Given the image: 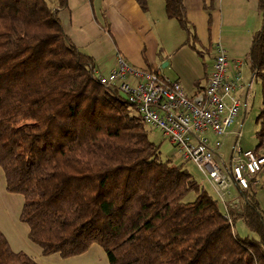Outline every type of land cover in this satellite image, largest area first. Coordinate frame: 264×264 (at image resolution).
Wrapping results in <instances>:
<instances>
[{
    "label": "trees",
    "instance_id": "1",
    "mask_svg": "<svg viewBox=\"0 0 264 264\" xmlns=\"http://www.w3.org/2000/svg\"><path fill=\"white\" fill-rule=\"evenodd\" d=\"M134 1L147 10L148 0ZM163 1L204 58L183 0ZM257 7L247 62L263 117L264 0ZM133 110L116 87L100 83L92 56L71 42L50 1L0 0V168L6 191L23 197L19 220L41 254L66 258L97 243L108 264H264L255 188L241 192L230 223L186 168L161 158ZM256 136L253 150L264 155V126ZM189 191L197 196L185 202ZM236 219L256 237L234 233ZM0 264L40 263L13 250L0 230Z\"/></svg>",
    "mask_w": 264,
    "mask_h": 264
},
{
    "label": "crops",
    "instance_id": "2",
    "mask_svg": "<svg viewBox=\"0 0 264 264\" xmlns=\"http://www.w3.org/2000/svg\"><path fill=\"white\" fill-rule=\"evenodd\" d=\"M50 2L71 42L92 56L96 75L108 76L122 57L134 70L151 66L161 76L179 80L189 95L206 85L217 45L226 49L229 78L237 59H246L249 66L246 56L261 22L257 0H183L200 45L205 53L211 51L207 61L191 50L179 23L166 16L163 0H148L146 11L134 0H66L63 8L57 0ZM236 95L245 103V89Z\"/></svg>",
    "mask_w": 264,
    "mask_h": 264
},
{
    "label": "built area",
    "instance_id": "3",
    "mask_svg": "<svg viewBox=\"0 0 264 264\" xmlns=\"http://www.w3.org/2000/svg\"><path fill=\"white\" fill-rule=\"evenodd\" d=\"M244 59H237L233 78L226 74V49L217 45L206 85L189 95L179 80L160 74L137 71L122 57L108 76H97L100 83L116 87L137 111L142 121L159 130L176 148L184 161L196 165L224 206V217L231 223L230 210L239 207L241 192L257 185L256 175L264 168V155L253 149H242L239 129L228 158L219 149L245 103L236 95L242 87L240 68ZM130 76L132 77L131 80ZM249 85H245L248 96Z\"/></svg>",
    "mask_w": 264,
    "mask_h": 264
},
{
    "label": "rangeland",
    "instance_id": "4",
    "mask_svg": "<svg viewBox=\"0 0 264 264\" xmlns=\"http://www.w3.org/2000/svg\"><path fill=\"white\" fill-rule=\"evenodd\" d=\"M188 27L192 30L191 24H188ZM182 30L183 33L188 34L186 30ZM148 37L149 34L147 35V38ZM174 37L176 39L177 36L174 35ZM198 37L200 39V36ZM196 44L200 50L206 51L200 45V42L197 41ZM205 58L208 61L209 54L206 55L205 53ZM242 73L243 81H241V84H249V92L245 100V106L243 105L241 107L236 119L228 127V134L223 139V145L219 149L225 158H228L230 147L235 139V136L231 133L232 131L239 129L240 134L238 140L242 149H254L258 142L256 134L261 127L264 126V116L259 117L262 109L260 82L251 75L250 68L247 64L244 65ZM243 91V86L237 89L238 94H241ZM133 114L138 113L136 110H133ZM145 126L148 130L149 139L159 145L161 158L170 159L173 164H181L186 168L201 186H203L205 190L218 201L221 211L224 212V206L220 201L219 196L204 179L196 165L191 161H184L176 148L159 130L150 127L148 124H145ZM255 177L257 183L254 187L255 198L259 202L264 218V174L258 173ZM196 196L197 194L194 191H189L183 196L182 200L185 202H191L195 200ZM22 204V195L6 191L4 174L0 168V230L4 233L13 250L28 253L40 264H108L107 254L97 243H93L85 253L71 257L64 258L59 256L58 253L42 255L39 246L28 239V226L19 220V213ZM233 231L234 233H238L239 236L256 237V234L249 230L241 219H236L234 221Z\"/></svg>",
    "mask_w": 264,
    "mask_h": 264
}]
</instances>
